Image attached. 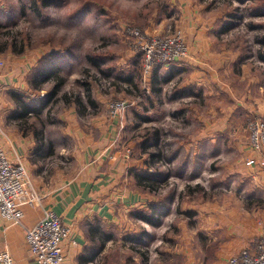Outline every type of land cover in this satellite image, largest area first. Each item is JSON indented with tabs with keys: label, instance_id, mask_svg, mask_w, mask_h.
Masks as SVG:
<instances>
[{
	"label": "rangeland",
	"instance_id": "1",
	"mask_svg": "<svg viewBox=\"0 0 264 264\" xmlns=\"http://www.w3.org/2000/svg\"><path fill=\"white\" fill-rule=\"evenodd\" d=\"M187 4L186 0H0V60L5 68L19 64L31 71L28 77L33 73V80L47 63L58 70L57 80L45 82L42 91L29 92L38 107L39 102H47L38 116L33 115L32 122L39 130L44 128L56 150L66 146L62 116L66 96L87 104L88 93L92 105H87L98 120L84 121L82 127L113 126L124 155L129 151L133 172L157 180L158 185L150 188L155 226L123 225L105 264H144L146 260L148 264H185L182 248L194 244L188 241L190 230H197L201 240L206 239L207 217L225 210L222 200L264 198V192L249 184L244 168L237 164L241 151L223 138L213 143V157L208 160L186 157L184 144L198 129L193 105L181 103L177 113L170 104L161 112L155 97L150 91L146 93L147 88H132L129 94L137 99L127 96L124 89L126 80L136 79L142 71L137 41L125 30L148 36L180 34L189 52L180 25ZM189 6L197 8L193 12L203 22L218 27L229 44L234 40L243 46V55H256L257 43L264 41V0H251L243 6L233 0H190ZM60 77L63 85L51 98ZM170 91L171 85L165 92ZM119 101H125L128 108L120 118H113L109 106ZM155 139L157 148L153 146ZM175 154L180 155L178 160H174ZM55 156L47 162L65 173L67 170L71 177L72 167L70 163L66 166L65 153ZM66 158L70 162L68 155ZM184 228L187 241L180 239ZM205 247L204 264H212L211 244Z\"/></svg>",
	"mask_w": 264,
	"mask_h": 264
},
{
	"label": "crops",
	"instance_id": "2",
	"mask_svg": "<svg viewBox=\"0 0 264 264\" xmlns=\"http://www.w3.org/2000/svg\"><path fill=\"white\" fill-rule=\"evenodd\" d=\"M186 1L188 4L184 5L180 25L186 34L188 58L165 68L156 67L148 85L142 83L140 70L136 79L126 80V94L137 99L138 96L129 94L132 88H147L146 93L150 91L155 97L161 112L163 106L170 104L172 110H177L181 103L193 105L198 129L184 144L186 157L208 160L213 157V143L217 138H223L233 149L241 151L237 164L244 168L249 184L264 192V167L259 164L260 155L252 152L247 143L245 127L253 117L264 119V41L257 43L256 55H243V46L234 40L229 44L220 29L203 22L193 12L197 8H191L190 0ZM30 72L19 64L0 69V147L9 159L18 158L26 166L41 198L38 206L22 208L23 227H33L42 219L43 211L50 210L72 231L70 239L62 243L63 264H105L116 233L123 225L129 228L143 223L155 226L154 221L149 224L137 217L140 212L154 214L151 205L154 194L145 181L137 184L133 172L135 166L125 158L113 126L82 127V122L92 120L94 123L98 118L80 98L75 102L66 96L67 107L62 112L65 149L56 150L44 133L45 152L33 155L36 140L29 126L34 124V116H27L30 131L24 130L19 119V106L10 98V93L18 94L25 104L38 108L29 95L31 89L27 80ZM169 85L171 91L167 93ZM64 153L66 166L70 163L72 167L71 177L66 175L67 170L65 173L47 162V158L57 154L63 157ZM179 157L175 154L174 160ZM143 178L152 179L147 175ZM262 199L258 195L256 199L222 200L221 207L225 210L209 214L204 240L195 229L190 230L188 238L184 228L180 239L187 241L188 238L194 243L190 248H182L185 264H204L206 244L212 247V264H227L230 258L248 247L263 230ZM23 227L0 221V252H8L14 264H34L26 247Z\"/></svg>",
	"mask_w": 264,
	"mask_h": 264
},
{
	"label": "built area",
	"instance_id": "3",
	"mask_svg": "<svg viewBox=\"0 0 264 264\" xmlns=\"http://www.w3.org/2000/svg\"><path fill=\"white\" fill-rule=\"evenodd\" d=\"M127 35L137 41V55L142 64L141 81L149 83L156 67L182 63L189 52L183 45L180 34L162 37L148 36L137 30L126 29ZM5 64L0 60V69ZM128 108L125 101L109 106L113 118H120ZM121 120V119H120ZM121 125L119 130H121ZM247 143L252 152L260 155V166L264 167V119L253 117L246 124ZM126 151L125 158H128ZM41 198L31 182L26 166L20 159H9L5 150L0 147V221L9 225L23 227L22 208L38 206ZM43 217L33 227L25 231V243L34 264H63L62 243L68 241L71 229L63 223L60 216L50 210L43 211ZM0 264H14L8 252H0ZM227 264H264V226L260 236L256 237L248 247L230 258Z\"/></svg>",
	"mask_w": 264,
	"mask_h": 264
},
{
	"label": "trees",
	"instance_id": "4",
	"mask_svg": "<svg viewBox=\"0 0 264 264\" xmlns=\"http://www.w3.org/2000/svg\"><path fill=\"white\" fill-rule=\"evenodd\" d=\"M238 4H245L251 0H235ZM264 10V8L262 9ZM264 15V14H262ZM229 30V29H227ZM49 63L46 64L45 66V69H41L39 70V72L35 73V75L37 76L34 80H33V73L29 76L28 80H27V83L29 84L30 86V89L31 91L33 92H39V91H42L43 90V85L45 84V82H48V81H54V80H57V72L58 70H56L57 68H53V67H49L48 65ZM51 66V65H50ZM126 80V79H125ZM61 84H60V83ZM57 85L55 86V92L54 94L52 95L51 98H53V96L55 95L56 91H58V88L60 87V85L62 86L63 85V80L61 79L60 77V81H57ZM10 98L16 102V104L19 106V109H20V115H19V119H20V122H21V125H23V129L25 130L26 128L29 130L32 129V133L34 134V138L36 140V147H34V154L33 155H36L38 153H41V152H45L44 149H43V140H44V128L42 127L40 130L39 129H36L35 125L36 124H32L31 126H29V128L27 127V124H28V120H27V116L28 115H36L38 116L40 114V111L44 109L45 105H46V101H43V102H39V107L34 109L32 107H30L28 104H25L24 101H22L23 97L18 95V94H15V93H10ZM87 104H89L90 106L92 105V102H91V99L89 98V95L87 93ZM51 100V99H50ZM77 100V99H76ZM78 102V101H76ZM29 130V131H30ZM156 135V138L158 136V133H155ZM153 146H155L156 148L159 146L158 145V142H157V139H155L154 143H153ZM134 179H136V182L137 184H143L144 181L146 182V184L150 187V188H154V186L158 185L157 183V180L154 181L153 179L151 180H145V178H143L142 175H135L134 176ZM156 188V187H155ZM155 212V211H154ZM137 217L138 219L140 220H143L149 224H152L153 223V218L154 216L151 215L149 216L148 214L144 213V212H140L137 214ZM146 260V259H144ZM144 264H148L147 263V260H146V263Z\"/></svg>",
	"mask_w": 264,
	"mask_h": 264
}]
</instances>
